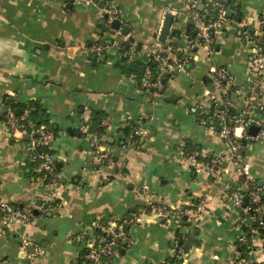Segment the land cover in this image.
<instances>
[{
    "label": "crops",
    "instance_id": "obj_1",
    "mask_svg": "<svg viewBox=\"0 0 264 264\" xmlns=\"http://www.w3.org/2000/svg\"><path fill=\"white\" fill-rule=\"evenodd\" d=\"M186 1L0 0V105L14 112L26 103L40 106L57 130L53 151L62 176L54 209L43 202L44 182L25 174L27 138H15L0 126V200L34 216L19 224L0 211V264H82L89 240L120 219L127 221L128 239L119 241V258H103L101 264H233L242 249L234 241L241 213L221 196L220 185L246 188V182L231 163H224L220 184L207 178L201 163L219 153L222 138L212 118L205 125L200 118L216 66H225L233 77L232 110L246 108L251 59L238 32L241 23L255 32L263 29L264 0H235L241 17L226 4L231 16L210 44L195 49L189 46L194 28ZM106 2L117 10L119 26L112 28L137 49L135 63L141 65L160 45L169 56H192L190 63L167 75L161 90L140 91V73L117 67L122 58L111 47L104 60L90 54L93 42L120 40L102 26ZM212 2L199 0L196 7L209 19L215 15L208 11ZM167 13L173 19L160 42ZM256 78L255 96L264 101V73ZM92 110L104 113L105 133L97 134V146L95 133L88 132ZM260 119L264 130V111ZM193 151L199 153L197 164ZM238 154L264 190V133L244 141ZM207 189L203 213L191 222L178 218ZM153 204L166 211L158 215ZM40 206L47 211L41 213ZM253 227L243 231L259 256L261 237ZM180 248L186 261L174 257Z\"/></svg>",
    "mask_w": 264,
    "mask_h": 264
},
{
    "label": "built area",
    "instance_id": "obj_2",
    "mask_svg": "<svg viewBox=\"0 0 264 264\" xmlns=\"http://www.w3.org/2000/svg\"><path fill=\"white\" fill-rule=\"evenodd\" d=\"M80 2L81 0H74ZM186 5L190 9V21L194 28V36L189 40V46L193 49L200 45H208L213 37L221 30L225 20V8L227 0H213L212 6L215 9L213 19H209L206 11L197 10L199 0H187ZM117 10L108 2L102 15V26L107 31H112L120 36L118 42L107 44L104 41H96L89 45L90 54L94 57L106 56L111 47L116 56L125 58L128 62H135L137 49L132 43H128L127 49L122 50V45L128 42L126 35L121 34L119 29L112 28ZM259 24L262 30L250 31L246 23L240 24L238 39L243 41L249 48L250 53V86L247 93V106L240 112L232 110L230 90L233 89V77L225 66H216L210 72V86L205 90L204 95L208 103L203 110L200 118L201 124H207L212 118L215 127L222 138V148L219 153L203 164L207 178L211 183H219L224 163L235 164L238 171L245 179L246 188L239 186L224 187L220 185V194L229 201L240 213V233L234 239L235 243L242 246V249L236 250V258L233 264H264V190L257 186L250 176V168L247 163L241 162V156L238 151L242 148L244 141L257 139L264 133L260 114L264 111V101L257 100L256 77L264 73V12L259 17ZM167 47L160 45L159 49L149 54L141 63L144 67L142 77L138 81V86L142 92H152L161 90L167 75L174 70L185 68L190 63L192 56L183 55L179 57L166 54ZM152 61L155 62L152 65ZM154 69L156 74H154ZM31 106L26 103L16 114L8 105H0V126L3 132L9 133L15 138L27 136L26 143L29 149L30 158H38L34 167V173L38 180L44 182L46 186V198L43 202L49 204L54 209L57 207V190L61 187L62 176L57 169L58 155L53 151L55 136L51 128L46 124H37L31 117ZM256 125L259 132L256 135L249 134L248 128ZM87 131V130H86ZM137 134H142V130H136ZM93 144L97 146L98 135L92 137ZM42 147L45 151L34 154L36 147ZM191 159L197 164L196 160L199 153L191 152ZM108 163L116 164L113 159L107 158ZM220 184V183H219ZM210 199V189L204 191L190 206L183 208L178 212V218L184 216L186 221L191 222L198 218L205 210ZM247 199V202L246 200ZM158 215L166 211L164 206L153 204ZM48 208L38 207L41 213H45ZM0 211L5 218L15 221L19 224H25L33 221L34 216L31 212H24L17 209L12 204L0 200ZM135 221H138L136 217ZM125 219L116 220L110 223L108 228L103 229L104 235H98L94 240H89L85 252V260L82 264H101L103 258H119L120 252L118 245L115 248V240H127ZM253 232L261 237L260 255L256 256L254 250L250 247L249 238L243 228L251 227ZM179 259L186 261V254L180 248L176 251Z\"/></svg>",
    "mask_w": 264,
    "mask_h": 264
},
{
    "label": "trees",
    "instance_id": "obj_3",
    "mask_svg": "<svg viewBox=\"0 0 264 264\" xmlns=\"http://www.w3.org/2000/svg\"><path fill=\"white\" fill-rule=\"evenodd\" d=\"M234 3H235V0H227V6L234 10L235 16L236 17H241L240 8H239L238 5H235ZM208 11L211 12V13H215V9L212 6H211L210 10H208ZM248 30L252 31L251 28H249V27H248ZM191 35H192V37L194 36L192 34V31H191ZM128 43H129V41L125 42L122 45V50L127 49ZM154 64H155V62L152 61V65H154ZM116 66L119 67L124 72H131L128 69V61H126L125 58H122L119 62H117ZM154 74H156V70L155 69H154ZM138 76L141 78L142 74H138ZM29 104H30V106L32 108L31 117L35 120V122L37 124H46V125H48L51 128V130L53 131L54 136H56L57 135L56 128L52 125V123H50L48 121V119L45 118L43 110L40 108V106L37 103H34V102L33 103H29ZM103 118H104V113L103 112L97 111V110H92L91 111L90 124L88 126V132L89 131L90 132H94L95 134L105 133V126L102 125ZM131 126H132V124L125 128V132L126 133L132 132V127ZM42 151H45V149H43L42 147L38 146V147H36V149L34 151V154L37 155L39 152H42ZM37 162H38V158L37 157L30 158V156H29V159H28V162L26 163V168H25V174L27 176L36 178V175L34 173V167L36 166ZM245 200L247 202V199H245ZM181 218L186 221V218L184 216H182ZM126 230H127V225H126ZM178 232H179V229H178ZM97 234L98 235H100V234L104 235V232L102 230L101 231H97ZM84 252H86V250ZM84 260H85V258L81 257V261L83 262ZM163 264H165V263H163Z\"/></svg>",
    "mask_w": 264,
    "mask_h": 264
},
{
    "label": "water",
    "instance_id": "obj_4",
    "mask_svg": "<svg viewBox=\"0 0 264 264\" xmlns=\"http://www.w3.org/2000/svg\"><path fill=\"white\" fill-rule=\"evenodd\" d=\"M226 15L227 16H231V10L230 9H228L226 11ZM172 19H173L172 14L167 13L165 15L164 22L162 24V27H161V30H160V33H159V36H158V40L160 42H164L165 41V39H166V37L168 35V32H169V28H170ZM112 25H113V27L118 28L119 20L118 19H114L112 21ZM104 59H105V56L104 55L101 56L100 60H104ZM128 69L142 74L143 70H144V67L142 65H139V64L135 63V62H129L128 63ZM17 111H19V112H15V113L19 114L20 110H17ZM257 131H258V127L257 126H250L249 129H248V133L251 134V135H256ZM25 138H27V136H25ZM60 167H61V165H60V162H59L58 163V168H60ZM260 184H261V182H259V185ZM40 204H41V201H38L37 205H40ZM34 213L37 214V211L34 210ZM115 242L116 243H115L114 247L116 248L117 245L119 244V239H116Z\"/></svg>",
    "mask_w": 264,
    "mask_h": 264
}]
</instances>
